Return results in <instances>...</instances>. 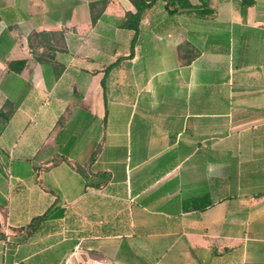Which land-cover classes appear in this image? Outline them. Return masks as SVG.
Wrapping results in <instances>:
<instances>
[{"label":"crops","instance_id":"crops-1","mask_svg":"<svg viewBox=\"0 0 264 264\" xmlns=\"http://www.w3.org/2000/svg\"><path fill=\"white\" fill-rule=\"evenodd\" d=\"M96 1L0 0V153L15 154L0 160V264H37L8 255L9 233L58 219L51 186L81 241L110 237L158 264H264V0H190L204 15L156 0L137 30L122 26L130 0L96 5L93 23ZM33 32L66 48L39 47L54 56L41 62ZM52 246L40 264L79 244Z\"/></svg>","mask_w":264,"mask_h":264},{"label":"rangeland","instance_id":"rangeland-1","mask_svg":"<svg viewBox=\"0 0 264 264\" xmlns=\"http://www.w3.org/2000/svg\"><path fill=\"white\" fill-rule=\"evenodd\" d=\"M251 76V77H250ZM234 77L238 81H246L253 78L252 74H245V73H235ZM47 123V121H46ZM54 122H50L53 124ZM260 122H251L249 124H244L235 128L234 130H243L248 129L252 126L260 124ZM64 124V120L58 119L56 124V129L53 131L57 133V131L62 127ZM76 124V123H75ZM76 129V127H74ZM48 139V138H47ZM15 154L11 153H0V160H8L11 156ZM25 156H30V159H48L49 156H53V153H36L35 156L31 153H25ZM38 157V158H37ZM56 161L61 159L63 156L60 154H56L55 156ZM5 177L7 181L11 180L10 172L7 173ZM48 182V181H47ZM56 182L60 184L62 187H65V180L64 176L61 174L56 175ZM46 185V183H44ZM50 191L53 195H55L57 200V209L60 210L62 205L64 204V194L56 189L50 188ZM1 226V225H0ZM7 228V225H6ZM14 233H9L10 239L8 241V255L12 257H16L17 259L24 258L26 256H31V259L34 263L40 264V258H43V252H47V250H43L48 242L53 243V246L49 249V252L55 253L57 257L62 255L61 253L65 252V248H67L68 244L72 242V244H79V247L76 249L73 247L69 253V256L75 258L76 256L81 259H102V258H111L116 259L123 264H156L157 260H155L154 254H151L150 250L145 249H138V248H126V242L120 244V248L114 247V240L110 237L108 238H101V239H84L83 241L80 240L82 237L81 232L78 228L77 231L72 233H65L64 232V221L61 219H57L55 221L45 222L41 226H37L35 228H28L27 230H23V228H13ZM111 227H104L101 228V232L107 233L111 230ZM5 234L4 232H0ZM87 234V233H86ZM85 234V235H86ZM92 234H96V232H92ZM64 237H67V241H64ZM5 239L7 236L5 235ZM68 256V257H69ZM65 260V259H64ZM63 260V261H64ZM62 261V262H63ZM158 264V263H157Z\"/></svg>","mask_w":264,"mask_h":264},{"label":"trees","instance_id":"trees-1","mask_svg":"<svg viewBox=\"0 0 264 264\" xmlns=\"http://www.w3.org/2000/svg\"><path fill=\"white\" fill-rule=\"evenodd\" d=\"M134 5L136 11H127L125 14V18L123 20L122 26L128 29H138L139 22L144 15V12L156 1V0H130ZM166 8L169 13L175 14L180 11H195L199 15H204L208 13V9L204 8V6H195L191 3L190 0H166ZM252 0H240V4L242 9H246L249 5H251ZM107 4V0H100L96 2H92L90 4L91 13H92V22L95 23L99 14L94 13V8L96 5H100L103 9ZM207 5V3L203 4ZM29 46L32 50L33 57L41 62L52 61L54 56L45 55L44 53L39 52V47H45L48 50H60L63 51L66 46L62 44V34L59 32H33L29 36ZM183 47V46H182ZM26 65V60H12L8 62V67L11 70L20 71ZM49 213L46 212L38 219H45L49 216ZM62 210H55L54 217H62ZM37 219V218H36ZM31 228H33V224H30ZM35 228V227H34ZM0 237H3V234L0 233Z\"/></svg>","mask_w":264,"mask_h":264},{"label":"built area","instance_id":"built-area-1","mask_svg":"<svg viewBox=\"0 0 264 264\" xmlns=\"http://www.w3.org/2000/svg\"><path fill=\"white\" fill-rule=\"evenodd\" d=\"M61 264H123L122 262L111 259V258H102V259H81L79 257L72 258V256L67 257Z\"/></svg>","mask_w":264,"mask_h":264}]
</instances>
